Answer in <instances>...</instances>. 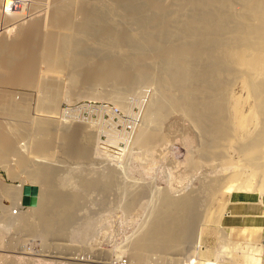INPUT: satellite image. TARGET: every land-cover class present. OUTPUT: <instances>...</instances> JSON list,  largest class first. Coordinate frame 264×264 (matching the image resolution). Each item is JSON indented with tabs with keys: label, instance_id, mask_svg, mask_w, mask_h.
<instances>
[{
	"label": "rangeland",
	"instance_id": "rangeland-1",
	"mask_svg": "<svg viewBox=\"0 0 264 264\" xmlns=\"http://www.w3.org/2000/svg\"><path fill=\"white\" fill-rule=\"evenodd\" d=\"M17 1H20L19 3H22L23 5H25L24 13H23V11L19 10L21 13L20 14L19 11L17 12L16 9L14 10L12 8L14 10L13 12H15L18 16H15V17L9 16L8 18L6 17L5 20H6V22H8V24L9 23L10 24L15 23L16 25L15 24H13V25L9 24V26H11V27L6 28L5 31H4V29H1L3 27L2 25H4L3 22L5 20L4 19L1 20V18H0V29H1L0 30V39L8 41V43L9 42L13 43L17 40H20L19 41V43H20L21 41H23L25 39L24 37L26 36L27 32L32 33L30 31H33L34 33L37 34V38H35L36 50L39 49V51H42L41 48L43 47V49L45 51V49H46L45 47L47 46L45 44H47L46 39H47L48 33L50 35L53 30H50L49 26H51V24L48 23L49 21H46L48 19L42 20L43 22H45V23H42V24H44L45 28L43 26L40 27L41 22H39L38 19H40L39 17L45 18V17H47L46 15L50 14L49 13L51 11L50 0H45V1L44 0H36V1L35 0H17ZM76 1L80 2L81 0H75V6H73V7H77L79 4V2H78V4L76 5V3H77ZM107 1L110 2L111 0H107ZM159 1H162L161 3L163 5L164 4L165 5H171V3H175V2H179V1H183V0H179V1L178 0H158V4L160 5L161 3H159ZM217 1L218 0H216V2ZM226 1L228 2V0H225V2ZM238 1H241V2H239L240 4H238ZM244 1L243 0H237L235 2H237V4L242 7L244 5ZM253 1L254 0H252V2ZM216 2L213 1L214 4L212 5L211 4L212 1L210 0V4H209L211 6H214L212 9L210 8L211 10L214 9L213 10L214 12H216L217 10L219 11V9H220V8H218V6H216V8H215ZM229 2L233 3L232 0L231 1L229 0ZM260 2H261V0H260ZM260 2H258L259 5H260ZM263 2H264V0H263ZM258 3L256 6H258ZM175 4L177 5V3H175ZM178 4H180V3H178ZM182 4H183V2L181 3V5L179 7H181ZM235 4L236 3H234L233 4L234 6H232L233 8H231V11H230L231 13L229 12L228 9L227 10L229 13L227 12V10H225L229 14V15L226 14L229 17L228 18L229 20H227L226 22L229 21V23H233L231 17H234L233 18V20H234L237 17V15H242V13L239 14V11L243 12L242 8H240V6H237V4L235 6ZM253 5H252V7H253ZM30 6L32 7V9ZM38 6H40V8ZM246 6H247V2H246ZM246 6L244 5V7H246ZM256 6H254V7H256ZM263 6H261V8H259L260 7L259 6L256 9H258V10L260 9L259 11L262 12L261 9L263 8V10H264ZM165 7H167V6H165ZM237 7H239V8L237 9ZM34 8H36V9H34ZM176 8H177V6H176ZM208 8L209 7H207L206 9H208ZM234 8H236L237 10H239V9L240 10L237 12V10H235ZM249 8H251V5ZM40 9H42V10L44 9V10L41 12ZM188 9H189L188 11H191L190 8H188ZM248 9L246 10V12L248 11L246 15L250 16V14H248V13L251 12L253 9L252 8H251L252 10L251 9L248 10ZM76 10H78V9L74 8V11L72 10V12H75ZM183 10H186V7L184 9H182V12H181L182 14L179 13L180 16L177 14V16L181 17L180 22L182 19H184L182 16L186 13L184 11L185 13L183 14ZM208 10H207V13L209 12ZM232 10H234V13ZM243 10L245 11L244 8H243ZM255 10L252 11V13H255V16L258 14L260 15V14L264 13V12L258 13L259 12L258 11L256 14ZM37 11H40L41 13L38 12L39 13L38 14V13H36ZM220 11H221V9H220ZM235 11L237 12V15H235ZM76 12H75V14H76ZM78 12H79V10H78ZM171 12H173V11H171ZM171 12H170V14H172ZM222 12L223 11H221V13ZM79 13H81V12H79ZM125 13H127V15H128L129 12L125 11ZM190 13H188L187 16H189ZM130 14H131V12H130ZM133 14H136V13L134 12ZM230 14H232L233 16ZM243 14H245V12H243ZM78 15L79 14L77 13V17H78ZM125 15H123L125 18L124 21H126L127 19L128 20L126 22L120 21L119 24L117 22V25H116V26H118L117 29H119V28L125 29V27L127 26L126 28H128V29L130 28L131 31H134V32H132L134 34L135 33L136 34L141 33L142 31H144L143 28L146 27V26H144L146 24L145 18H144L145 22H143V17L142 18L139 16L135 17V18H138V20L141 19L140 21L143 22V24L145 23L143 25L140 22V25H139L138 20H137L138 23H135V22L133 23V21H136V19L132 18L135 20H131V19H129V18H131L130 15H129V18H127L128 16H125ZM172 15L174 16L175 14H172ZM168 16H170V15H168ZM260 16H259L260 18L264 17L262 15H260ZM80 17L81 16L79 15L78 18H80ZM120 17L121 16H118L117 19L118 20L121 19ZM184 17H186V15H184ZM211 17H212V15H211ZM242 17H244V16L242 15ZM246 17L248 20L249 19L248 16H246ZM252 17H251L250 21L252 20ZM47 18H49V15ZM188 18L190 19V16ZM253 18H256V17H253ZM19 19L20 20L22 19L23 21L22 20L20 21ZM129 20L132 21L131 23H133V24L128 23ZM255 20L251 21V22H255ZM38 22H39V24H38ZM182 22H184V20ZM6 24L7 23H5V25ZM45 24H46V26H45ZM129 24H130V26H129ZM228 25L230 26V24H228ZM228 25L227 26L225 25V26L227 29L226 31L229 32V30L232 27L231 26L229 27ZM232 25H234V23ZM21 27H22V29H21ZM227 27H229V28H227ZM53 28L54 27L52 26L51 29H53ZM173 28L176 29V27H172V29ZM139 29H141V30L143 29V30L141 32H138V31H140ZM178 29L179 28H177V30ZM180 29H181V27H180ZM177 30H176V32H178ZM181 30L178 32L177 37L178 36L180 37L183 34L186 35L184 30H183V34L180 35V33L182 32ZM118 31H122V30H118ZM231 31H232V29H231ZM3 32H5V33H3ZM228 32H226V34ZM38 33H39V35H38ZM72 33H74V32H72ZM36 34H35V37H36ZM65 34L70 35L71 32L70 33L67 32ZM230 34L232 36V33H230ZM230 34H227V35H230ZM22 35H23V37H22ZM227 35L225 36L226 38H228ZM19 36H21V38H19ZM231 36H229V37H231ZM78 37L76 34L75 38H78ZM84 37L82 36V39L85 40L87 38V41L90 40L91 42L88 41L89 44L93 43L92 45H94V48H96V49H94L92 47V45H87V46H89V48L87 49V52H86V50H84L85 52L84 51L82 52L83 54L85 53L84 55L82 54L84 56V57H82V59H80L81 58L80 56H82L81 51L76 52L78 55L80 53L79 56L78 55L75 56V54H73V53H75V51L72 53L73 55L70 53L72 51H69V53L66 52L65 55L69 54L68 57L66 56L67 60H69V61L66 62L65 58H64V60H65V63L69 62V64L67 65L68 68L66 67L65 63L61 64V62H60V63H58L59 67L64 66V68L58 69V66H57L58 64H56L57 67H55V64H53V66H54V70H53V67L50 66L52 63L51 64L49 63L50 65H47V61L42 60V59L41 60L43 62L39 61L40 60V56H39L40 52L38 53V50H37V51H35L37 53L35 54V52H34L33 56L35 59H37L38 62L36 60H34L36 71H32L33 72V80H31L30 83L24 84V85H20L18 83H15L16 84L15 85L13 83L14 84L13 85L12 83L9 82L10 78L15 76V75L16 76L20 75L23 77V74L24 75L26 74L27 71L23 72V71H20V69L18 68L19 63H18V66H16V64L12 66V69L14 68L13 70L18 72V74L15 71L12 72V69H7L9 71L5 70L7 72L4 71L5 77L8 78L9 80L6 81L5 83L0 82V97L3 98L1 101H3L5 98H7V99H5L6 101L4 100L5 102L3 101L4 103L3 102H1V103L7 104V106H8V104L10 105V103H11V105H10L11 107H12V105L14 107V104L21 105L22 103H24L23 106L25 107V105H26L25 108L28 109V110L24 109V107L21 105V107H23V109L26 110V112L28 111L27 112L28 114H26V116H28L27 119H26V116L24 117L27 121L23 118L24 119L23 121H25L28 124L27 125L25 123L28 126V128L26 126L28 131L27 132L25 131V134L24 133L20 134V137L17 138L18 140H16L17 144H15V145L18 147H21V150L23 149L26 152V155H27L29 162L27 163V165H25V166H27L26 168L28 170L25 169V166L19 164L21 167L20 168L21 171H20L19 165L17 164L19 162L17 161V163H16L15 160H17V157L14 155V153H13V155H12V153H10L11 155L10 154L6 155L5 157H3L4 159L0 160V191H1L0 192V264H136V263H139V264H244V258H243L244 255L243 254H245V253L247 254L248 252H250L252 245L260 247V251L255 253V258H259L258 259L259 264H264V192H260V191L258 192L257 191L258 184H260V183L264 184V178H263L264 177V169H263L264 168V165H263L264 164V159H263L264 158V145H262L263 146L262 147L263 150H262L260 145L263 143L259 144L260 148L258 147L259 148L258 150L260 152H258V151L257 152L262 154V152H261V150H262L263 155L259 154L258 155L259 157L256 155L257 158L255 157V159L257 160L260 168H258V170L256 169L255 171H254L255 166L253 165V163L255 162V159L253 158L254 159V161L252 160L253 162H251V160L250 161L248 160L249 162H247L246 157H244L245 155L242 154V152L244 153V150L242 151L241 150L242 148L240 147V146L243 147V145H244L242 142L243 140H244V142L245 141L248 142L247 139L245 140V138H247V137L252 138V135L255 136L254 138H256V137H258V133H260V131H261V133L264 134V130H263L264 128H262V127H264V116H263L264 115V113H263L264 107H262L264 104L263 103L264 102V100H263L264 95H262L263 92L261 94H259L261 97H263L262 98L263 101L259 102L257 100H260L261 98L259 96L255 97L256 95H258V93L255 92L256 95H254L256 100L253 97V94H250L252 91L251 89H253V88L249 87L250 82H252V81L249 82L248 78L251 79L253 77V74L251 77L245 78V76H247V74L249 72H246V74H245L244 72L246 70L243 71V70H241V68H238V67H237V69L240 71V73H242L243 77L241 74H238L239 73L238 71L233 72L234 69H231V68L237 66L235 63V66H232L231 68L228 67V69H230L231 72H229L230 70H225L229 73V75H231L230 73H233L232 74L233 76H231L232 79L230 78V76L229 77L227 76L228 73L226 72L225 76H226V78L228 77L229 79L225 80L226 78L225 79L222 78V77H225L223 75V73L225 74V71L222 72L221 67L219 68L218 71H220V72H217V75L219 76V73H222V74H220L221 77L219 76L221 80H219V78H217V79H218V84L220 81V84H219L220 86L219 85L218 86L221 90H219L217 87V91L215 90V93L221 92V95L224 97V98L222 97V100L224 99L223 101H225V102L223 104L222 103L221 104L224 106V107L223 106L222 107L224 108L223 111H225V112H222V113L227 114L226 121L229 120V122L227 121V123H229V124L231 123L232 125L230 124V126L231 127L233 126V127L230 129V127H228V125H226V127H228V129H230V131H229L230 133H227V131H226L227 136L231 134V137L228 136L229 138H227V139L224 138L225 141L223 139V142H222V138L220 141V139H219L220 136L216 135L218 133L217 132L218 130L215 131V132H217V133H215V136L218 138V140L221 143H223V144H221L218 141V144L220 146L217 144L218 147H216L217 145L215 146V143H217V142L214 143L213 141L215 138L211 137V136H213V133H214L213 130H216L215 129L216 126H215V128H214V126H212L213 127V129H211L212 132L208 128V130L212 134L207 133L206 127L204 129L205 131H203L204 127L201 128L200 125L202 123H204V125L202 124L203 126H207V127L211 126L210 125L211 119L210 120L204 119L205 121L209 120L208 122H206L209 126L207 124L205 125V122L202 120H201V124H199V122H195L196 120L194 119V117H192V115H189L188 113H186L185 105L182 104L183 102L180 101L181 97L178 96L180 91L175 89L176 87H174L173 89L170 88L172 91L169 89H166V90H168L166 94H165L166 90L160 91V88H159V92L164 93L166 97H167V94H169V97L172 94L173 99H172V96L170 99L174 103L170 107H167V109L163 113V116L160 117V119H162V121L160 120L161 122L157 119L160 124H158V122H157L158 126H156L157 125L156 122L151 123L145 117L146 116L145 113H147L148 107L150 108L151 105L156 100H158V98L155 101L153 99V98H155L156 95H157L156 97H158V95H159V94H157V93H159V92H157L158 89L156 88L157 91L155 90L153 83L143 81V83L140 82V84H135V86L133 85L130 89H126L127 87L124 88V86H126V85H122L121 83H123V82L121 80H118L119 77L117 78V76H114L115 78H113V76H111L110 77L111 80L108 77L107 78L108 83H106V81L104 80L105 79L104 77H103V81H102L101 79L97 78L95 76V74H93L94 76H91L92 72L94 71V70H92V69H94L93 68L94 66H92V65L97 66L99 64V66H100V63L101 62L104 63V61H105L104 64L106 65V62L111 60V56L116 57V55L117 56H122V55L123 56H125V55L130 56L133 52V54L131 55L133 57L139 53V50H140V52L141 51L145 52L146 48L144 50H141L133 44H129V45L127 44L128 45V47H127L126 43H125V46L123 43H118V45L117 44L112 45V44L101 42V40L99 41L98 39L95 40V42H94V40H93L94 38L93 39L91 38L93 41L91 39H88L92 36H89V37L86 36L85 38ZM183 37H184V35H183ZM22 38H24V39H22ZM48 38H49V36H48ZM80 38H78V39H80ZM160 38L161 37L158 36V39H160ZM183 39L188 40L187 35H186V38L184 37ZM161 40H158V41H161ZM176 40L181 41L180 38H176ZM185 41L186 40H183L182 43H184ZM84 42H86V40ZM88 42H86V43L88 44ZM163 43H164V41H163ZM178 44H176V45H178ZM225 44H224V46H226ZM262 44L264 46V40H263V42L261 41L260 45H262ZM122 45L124 46L125 50H127L131 53L125 51L123 49ZM234 45L235 44H233V47H234ZM90 46L95 50V52H92L94 50H92V48L90 49ZM98 46H99V48H98ZM132 46H134V47H132ZM263 46L257 47V48H259L258 50L260 52L262 51V50H260V48L263 49L264 48ZM226 47L227 48L229 47L228 44ZM233 47L231 46V48L229 49L230 53L235 51V49ZM236 47L237 46H235V48ZM253 47L255 48L256 46H253ZM89 49H90V53L92 52L95 56L93 54L90 55V53L88 52ZM231 49H232V52H231ZM154 50L155 49H152V48L148 49L147 48V50L145 52L146 55L144 54V56L148 57L147 55H149L150 58L149 57L148 58L151 61L145 57H144L145 58L144 60L148 59L150 62H153L155 58H158V56L155 54L157 52H155ZM258 50L256 52L260 53V52H258ZM247 51H248V53H250L253 50H252V48H251V50H248V48H247ZM120 52H121V54H119ZM86 53H88V54H86ZM171 53H174V51L170 52V55L172 56ZM263 53L264 52H262V54ZM70 54H71V57L73 56V58L75 57V59H76V57H78L80 60L76 59L78 61H75V59H74V62H75L74 63L72 60L73 58L72 59L70 58ZM110 54H112V55L110 56ZM35 55L37 57H35ZM65 55H64V57H65ZM170 55H167V56H170ZM85 56H87L86 58H88V59H85ZM101 56H102V58H100ZM108 56H110V57H108ZM155 56H157V57H155ZM162 57L163 56L158 58V60H160V58L162 60H161V62L158 61L157 64H159V63L164 64L163 61H165V59L163 60ZM231 57H232V55H231ZM83 58L85 61H83ZM228 58H229V54H228ZM86 60H88V61H86ZM144 60H143V62H146L149 65L150 62L148 63L147 61H144ZM231 60H232V58H231ZM231 60H229V61L231 62ZM44 61H45V63H44ZM53 61H54V59H53ZM227 61H228V59H227ZM70 62L71 63L73 62V65H71ZM79 62H81V65L84 63L85 64L81 66L80 64H78ZM98 62H100V63H98ZM110 62H107V63L109 64ZM143 62H141L142 65H143ZM76 63L78 65L77 67H79V68L76 67L77 69L74 68ZM104 64L103 65L101 64V66H104ZM190 64H193V63L191 62ZM228 64L234 65V63H232V62L228 63ZM148 65L145 64V66H144L145 70H149V69H151V67L154 69V66H156L153 63H152V66L150 63L151 67ZM195 65H197V64L195 63ZM91 66H92V68H91ZM146 66H148L150 68L147 69ZM206 66L207 65H205V67ZM80 67H82L83 69ZM226 68L227 67H225V69ZM16 69L17 70L19 69V70L17 71ZM79 69H82V71ZM86 69H87V72H86ZM237 69L235 68V70H237ZM223 70H224V68H223ZM84 71H85V73H84ZM89 72H91V74H89ZM165 72H166V74H165ZM170 72H171V68L168 69L167 71H164V73H163L164 74L163 79H164V82H166V83H168V78H169ZM11 73H13V75ZM250 75H251V72L249 73V76ZM237 76H238V78H237ZM255 76L256 75H254V78H255ZM70 77L75 78L76 81L73 82ZM87 77H89V78H87ZM239 77H241V78H239ZM92 78L94 80L96 79V82H94V80ZM254 78H252V80ZM75 79H73V80H75ZM89 79L90 80L92 79L93 81L92 80L90 81ZM222 79L225 81H222ZM245 79H247V80H245ZM257 79H258V77H257ZM99 81L103 82V83L100 82L102 85L99 83ZM111 81H112V83H111ZM92 82H94V83H92ZM253 82H254V80H253ZM105 83H106V85H104ZM221 83L224 85H222ZM252 83H251V85H252ZM17 84H18V86H17ZM246 84H248V85L246 86ZM45 85L46 86L50 85V86H47L48 87L47 88ZM189 85H190V83H189ZM44 86L47 89L44 88ZM195 86L197 87V85H195ZM91 87H93V88H91ZM95 87H98V89H96ZM111 87H114L112 95H111V93H112ZM190 87H192V84ZM247 87H249L248 90H247ZM49 88H51V90ZM188 88L189 87H187V89ZM194 88L192 87L191 90L193 91ZM222 88H224V89H222ZM43 89L45 91H43ZM92 89L93 90L95 89V90L93 91ZM106 89H108L107 91L110 90L111 92L107 93ZM56 90H57V92H56ZM117 90H118V92H117ZM189 90H190V88H189ZM168 92H171V93H168ZM50 93H51L50 96H55V97L58 96L57 101H59V103H57V101H56L55 104L57 103L58 105L56 104L57 107L54 106V108L55 107L57 108L56 110L53 109V107L50 108V106L45 104L44 100L46 99V101H47V99L50 96L49 97L47 96L48 98H45V97H46V95H49ZM57 93H60V94H57ZM218 93H216L217 97H219V96L221 97V95L220 94L218 95ZM120 94H121V96H120ZM114 95H115V98L112 97ZM42 96L44 97V100H43ZM206 96L208 98L207 94H205V98H206ZM10 97H11V99L12 98L13 99L9 100ZM116 97L117 98L119 97V100L116 99ZM202 97H203V95H202ZM122 98H124V101ZM40 99H42V101ZM152 99H153V103L151 102ZM8 101H10V102H8ZM6 102H8V103H6ZM12 102H15V103H12ZM39 102H41V103L43 102L47 106H44L43 104H41ZM259 103H263V104H261V107H260ZM227 105H228V107H225ZM253 105H254V107H252ZM176 106H178V107H176ZM256 106H257V108H258V106L261 109L263 108V110H261L260 108H258L259 110H257ZM44 107H45V109H44ZM173 107L176 109L174 110ZM194 107H196V106L194 105ZM235 107L239 112L236 111ZM248 107H249V109H248ZM178 108H180L179 109L180 111L179 110L177 111ZM225 108H227L228 110ZM46 109H48V110H46ZM168 109H169V111H168L169 113L167 112ZM51 110H52V112H51ZM226 110H227V113H226ZM55 111H57V112H55ZM170 111H171V113H170ZM235 111L238 113L235 114L236 113ZM261 111L263 113L262 115L257 114V113H261ZM255 112L257 115L255 114ZM0 113H2L1 110H0ZM3 113H5V112H3ZM3 113L0 114V119L2 118L1 119L2 122L7 123L6 121H8L10 117L6 113H5V115H6V117H5V115ZM241 114H242V116H241ZM58 115H60V116H58ZM258 115H261L262 117L261 116L258 117ZM164 116H166V117H164ZM176 116H178V117L176 118ZM221 116H222L221 122L223 121L226 123V121H224L225 118H223L225 115L224 116L221 115ZM228 116L231 118H229ZM242 118H243V121H245L244 118H246V122H247L246 125L247 126L245 125V122L243 123L245 125L246 129L244 127L242 129L238 125V123H239L238 119L242 120ZM252 118H254L255 120ZM11 119L14 120V118H11ZM17 119L15 118L14 121L17 122ZM39 119L48 120V122H50V123L53 120H54V122L56 121V123H54V126L56 128H54V126L52 125L53 127H51V129L52 128H54V129H52V131L50 129V132H51L50 138L52 139V142H54V143H51L52 145H50V147H49L50 148L49 152L45 151L41 154V156L39 155L40 153H37V151H35V148H34L36 141H38L39 138L41 139V137H42L40 135L41 132L38 134L37 130L34 128V127H37V122H39ZM4 120H6V121H4ZM13 120H11V121H13ZM168 120H169V122H168ZM211 121L213 123V120H211ZM150 123H151V125H150ZM154 124H156V125H154ZM235 124L239 126L238 132L235 131L237 129V126ZM66 126L68 127L67 131L70 130L69 133L65 132ZM84 126H85V129L87 128L86 129L87 131L89 130L88 134L90 135V139L92 140V142L95 141L97 143V144L94 142L92 143L93 144V147H92L93 154H95L96 156L92 154L93 155V157L91 156L92 160L84 159L85 163L80 162L81 160L83 161V158L82 159L80 158L81 156L79 157V156H77V154H75V156H74V154H73L74 152H76L75 150L77 149V144H78V142L76 140L77 138H75V137H77V136H75L76 132H78V129H80V127L82 128ZM149 127H152L153 129L149 128ZM198 127H200L201 129H199ZM145 128H146V130H148L147 131L148 133L147 132L146 133L150 137L149 138L148 136L147 137L143 136L144 138H149V140H150V141L148 140L149 142L146 140L148 142V143L145 142V146L147 145L146 147L135 144L136 143L135 139L137 140V138L142 135L141 132L145 133V131H146ZM234 128H235V130H234ZM260 128H262V129H260ZM142 129L144 130V132L141 131ZM150 129L153 132L156 130L158 132L157 135L155 132L154 133L151 132V134L153 133V135H151L149 132ZM228 129L225 128V130H228ZM232 129L235 131V133H238V135L236 134L237 137L235 135H232V134H234L231 131ZM33 130L36 131V133L33 132ZM98 131L100 134L98 133ZM159 132L161 133V135H163L162 138H160L161 135H159ZM32 133H34V134H32ZM54 133H56V135ZM224 133H225V131H224ZM64 134H66V135H64ZM138 134H139V136H138ZM147 134H145V135H147ZM154 134L158 137V139L160 138L161 141H160V139L159 140L157 139L155 141L152 140L151 137L154 138L155 137ZM206 134L210 137H207ZM263 134H262V136H261V134H259V136H261L260 140L262 138V140L260 142H264ZM39 135H40V137H39ZM233 136L236 137V140H234ZM243 137H244V139H243ZM140 138H138V139H140ZM210 138L213 139L212 142L209 141ZM239 138L241 139L242 143L239 141ZM96 139H97V141H96ZM248 139H250V138H248ZM216 140L217 139H215V141ZM251 140L252 139H250L249 141H251ZM156 141H157V143H156ZM163 141L165 144H163ZM237 141H239V142H237ZM159 142H161V143H159ZM158 143H159V145H158ZM208 143L210 144L209 147L211 146L210 148H213V149L217 148V149L212 150V149H209L208 146L204 145V144L208 145ZM213 143H214L215 147L213 146ZM53 144H54V146H53ZM237 144H238V147L241 149L236 147ZM69 145H71V147ZM68 147H70V148H68ZM142 148H143V150H142ZM225 148H226V150H225ZM121 149H122V151H120ZM208 149L210 151H208ZM213 152H214V154H213ZM238 153H239V156H238ZM204 156H205V158H204ZM74 157L75 158L79 157V158L75 159ZM189 157H191V158H189ZM5 158L8 161H6ZM240 158H241V160H240ZM42 159H44V160H42ZM190 159H191V161H190ZM77 160H79V161H77ZM229 160H230V162H229ZM231 160H232V162H231ZM95 161H96V163H95ZM187 161H188V163H187ZM192 161H194V162L192 163ZM197 161H198V163H196ZM73 162H75V163H73ZM257 162H255V164ZM38 163L42 164V166L44 168H42V166H40L41 167V170H40ZM46 164L49 166L52 165V167H53L52 171H53V169L56 171H57V169H60V170H62V173H64V172L66 173L67 171H70V172L76 171L77 172V169L81 170V168H83L84 172H86L87 174H89L92 171H94L95 173L97 172L98 173L97 175L94 174L95 177H97L100 174L99 172L106 171V170H108V171L110 170L111 172H115L114 174H116V173L118 175L121 174V176L119 175V177H116L118 175L117 174L115 175L116 181L114 179L115 183H114L112 189L110 190L111 192L109 191L106 195L103 196V201L105 204L100 201V198H101L100 196L102 194L100 193L98 188H95V192H94L95 195L90 196V195H92V194H90L89 196H87V198L90 197L91 199L89 198V201H88V199L86 198L87 201H85L83 203L84 205H86V207L83 204H82L83 206L81 205L82 207L81 206L79 207V209H83V210L77 211L78 212L77 215H79V216H76V219L72 220V222L74 221L73 223H71L72 226L70 225V223L68 225H66V227L69 225L70 226L67 228L65 227L66 231L63 230L64 234H62L63 233L62 232V233L57 234V236L49 235L50 237L43 236V238H42V234L40 235L39 233H37V230H39L38 229L39 228V223H38L39 220L37 217H34V218L37 219V220L35 219V221L38 224H35L36 222L33 221V219L31 220L32 225L34 224V225L38 226V228H36V232H34L35 230H33L34 234L31 233L32 230H29L30 232H28V230H26L27 232H25L23 230L24 231L23 232L20 227H19L20 229L17 228V226H19V224L17 225V222L18 223L20 222V221H17L18 216L20 214V212H19L20 209L17 208L18 206L17 207L14 206V202H13L12 198H10L9 196L7 197V194L3 193V189L5 192L8 190V188L17 187V186L21 185L22 181H23V183L25 182L26 184H28L30 181L29 180V178H30L29 172H31V170H33L35 168H39L38 170H40V172L44 169H45L44 171H46L47 169H49L48 167L44 166ZM80 164L83 166L81 167ZM192 164H195V165L193 166ZM101 165H103V166H101ZM75 166H76V168H75ZM92 166L93 167L95 166V168H93ZM22 167H24L23 170H22ZM91 167H92V169H91ZM109 167H110V169H109ZM261 167H263V168H261ZM55 168H57V169H55ZM66 169H68V170H66ZM70 169H72V170H70ZM83 169L81 171H83ZM26 170L29 174L28 176H27V172H25ZM38 170L35 169L34 172L38 171ZM50 171L51 170H49V172ZM238 171L241 172L242 176L238 177L239 179L238 178L234 179L236 176H240V175H237L239 173H236ZM118 172H120V173H118ZM234 172L236 175L233 174ZM54 173H55V171H54ZM56 173L58 174V172H56ZM229 173H232V174L229 175ZM251 173H254L255 175L251 174ZM57 174L55 175V177L57 176ZM233 175L235 177L231 178V176H233ZM55 177H53V179L51 178L53 180V181L52 180L51 181L54 182L52 186L57 187V184H58V188L60 190H61V188H63V189L68 188V187H66V185L63 182L60 183L61 181L65 182L64 176H63L64 180H63L61 175H59V177L58 176L56 177V179L61 178V179H59V181L57 180L58 183H56V180H54ZM247 179H248V181L249 180L252 181L251 183H252V185H254V186H252V189L250 191H241L240 193H239V191H236L235 189H238L241 186L240 183H242L244 180H247ZM230 180H232V181H230ZM125 181H127L128 183ZM238 181L239 182L241 181V182L239 183ZM65 183H67V182H65ZM116 183H117V185H116ZM118 183H120L119 186H118ZM121 183H123V184H121ZM59 185L60 186L63 185V186H61V188H60ZM117 186H118L119 192L117 191L118 190ZM123 186H125V187H123ZM211 186H212V188H211ZM230 186H232L231 190H230V188H228ZM254 188H255V190H254ZM166 190H168L169 194L173 195L172 199H174L176 197L177 198L183 197L186 194H187V196L189 195L190 197L192 195L193 199L196 197L194 199V203L196 202V204L195 205L193 204V209H195L194 214H196V216L192 215V216H195L194 217L195 219L192 218V224H191L192 227L190 228L191 230H189L191 233L188 232L187 235H189V236L185 237L184 240L187 239L185 242H183L184 240L181 241V243H180V241H178L179 243H177V245H175V246H178L179 244L180 245L183 244L181 246L179 245L181 248L179 246H178L179 248L176 247L178 250H176V248L174 246L173 247L175 248V250L173 249V247L171 248L172 250L164 249V247H166L167 244L164 246H160L161 249H158L159 246H157L158 248L156 246H155L156 248L150 247L151 249L149 248V250H148L149 252L146 249L145 250L146 252L143 253L144 249L142 250L140 258L142 256V254L143 255L145 254L143 256L144 258H141L139 260V262H138V259H136L137 261L136 260L133 261L135 258L132 260V258H133V255H132L133 252L132 251H133L137 236H139V234H141L143 232V230H145V229H143V227L147 228V226H148L147 224H149L151 219H154V217L152 215H156L158 211L160 212L163 209V207L162 208L160 207V205H161L160 203L163 201L162 200L163 199L162 198L163 197L162 192H164L163 195L166 196V193H167ZM122 192H124V193H122ZM157 192H158V194H157ZM98 193H100V195ZM117 194H119V195H117ZM159 194H160V196H159ZM134 195H136V196H134ZM157 195H158V198H157ZM171 195L167 194V197H171ZM118 198H120V199L118 200ZM155 198H157L156 201H155ZM160 198H162V199H160ZM68 199H69V197H68ZM92 199H95L96 201L92 200ZM160 200H162V201L160 202ZM90 201H91V204H89ZM93 201H94V203H93ZM98 201H100L102 203V206L103 205L104 206L103 207L100 206V202H98ZM153 202L156 205L153 204ZM21 203H22V200H21ZM149 203H151V204H149ZM93 204H95V205H93ZM22 205H23V203H22ZM23 206H25V205H23ZM92 206L93 207L95 206V207L91 208ZM161 206H163V203ZM11 207L12 208L14 207L13 210H16L17 214L12 213L13 211L10 210ZM158 207H159V209H158ZM84 208L87 211H85ZM155 208H156V210H155ZM160 208H161V210H160ZM149 212H150V214H149ZM81 213H83V214H81ZM11 215L16 217V218H14L16 221V222H14L16 224V226L14 223H13V225H10V223H9V221L12 217ZM149 216H151V219ZM142 217H143V219H142ZM14 219L12 217L13 221H14ZM18 220H20V219H18ZM143 221H144V223H143ZM33 226H32V228H33ZM35 227L36 226H34V229H35ZM19 231H22V232L19 233ZM65 233H66V235H65ZM25 234H28V235H25ZM63 236H65V237H63ZM22 237H24V238H22ZM44 237H46V238H44ZM8 242L10 245L8 244ZM237 242H239V247H240V248L238 247L239 249L236 248V245H235V243H237ZM9 247H12V248L9 249ZM169 247L167 246V248H169ZM182 248H184V249L182 250ZM236 249L238 251H236ZM225 251H227V252H225ZM19 257H20V259H19Z\"/></svg>",
	"mask_w": 264,
	"mask_h": 264
},
{
	"label": "bare ground",
	"instance_id": "bare-ground-1",
	"mask_svg": "<svg viewBox=\"0 0 264 264\" xmlns=\"http://www.w3.org/2000/svg\"><path fill=\"white\" fill-rule=\"evenodd\" d=\"M36 1V0H35ZM45 1V0H44ZM179 1V0H178ZM212 1V5L214 4L213 3V1H215L216 2V0H211ZM231 1V0H230ZM233 1V3L232 2H229V0H228V2L226 1L225 2V0L223 1V0H218L216 3H215V8H216V6H218V8H220L221 9V11H225V10H229V12L231 11V8H233L232 6H234L233 4L234 3H236L237 4V2H235V1H237V0H232ZM244 1V0H243ZM257 1V0H256ZM255 0L252 2V0H245L244 1V5L246 6V2H247V6L246 7H244V5L241 7L240 5H238V4H240L239 2H241V1H238V4H237V6H240V8H242V11L243 12H245V14H243V12H240L239 10H237L239 7H237V9L236 8H234L235 10H237V12L239 11V14L240 13H242V15L244 16V17H242V15H237V12L235 11V15H237V17L233 20V18L234 17H231V19H232V21H233V23H234V25H232L233 23H229V21L228 22H226L227 20H229L228 18V10H227V12L224 14L223 12V14L221 13V11H220V9H219V11L217 10L216 12H214L213 10H211L214 6H211V5H209L210 4V0H183V1H179V2H175V3H177V5L175 4V3H171V5H163L161 2L162 1H159V3H161L160 5L158 4V0H111L110 2L109 1H107V0H81L80 2L79 1H76L77 3H76V5L78 4V2H79V4H78V6L77 7H73V6H75V0H50V9H51V11L49 12L50 14H48L49 15V18H47L48 17V15H46L47 17H45V18H42V17H39L40 19H38L39 20V22H41L40 24H41V26L40 27H44V24H42V23H45V22H43L42 20L43 19H48V20H46V21H49L48 23L49 24H51V26H49L50 27V30H53L52 32H51V34L49 35V33H48V36H49V38H48V36H47V39H46V42H47V44H45V45H47L45 48V51H44V49H43V47L41 48V50L42 51H39V49H37L38 50V53L40 52V54H39V56H40V60L39 61H41V62H43L42 60H45V61H47V65H50L51 63V67H53V70H54V66H53V64H55V67H57L58 66V69L60 68V69H63L64 68V66L63 67H59V64L58 63H60L61 62V64H63V63H65V60H66V62L67 61H69V60H67V57L69 56V54H67V55H65V53L66 52H68L69 53V51H72V52H70L71 54L75 51V53H73V54H75V56H77L78 54L76 53V52H80L81 51V55L83 54L82 52L84 51V50H86V52H87V49L89 48V46H87V45H92L93 43H90L89 44V42L88 41H90V40H88L87 41V38L85 39L86 40V42H88V44L86 43V42H84L85 40L84 39H82V36L84 37H89V36H92V37H90V38H88V39H93L94 40V42H95V40H101V42H104V43H108V44H112V45H118V43H123L124 44V46H125V43H126V45L128 44H133V45H135V46H137L139 49H141V50H144L145 48V52H146V50H147V48L149 49H155L154 51L155 52H157V53H155L157 56H158V58L159 57H161V56H163L162 58H163V60L165 59V61H163V63L164 64H157V62L159 61V62H161V58H160V60H158V58H155L154 59V61L153 62H150L151 60L149 59L150 58V56L149 55H147L148 57H145L144 56V54H145V52H140V50H139V53L138 54H136V56H131L132 54H133V52H132V54L130 55V56H128V55H125V56H117L116 55V57L115 56H111L112 54H110V56H111V60H109V61H107V62H110L109 64L106 62V65L104 64L105 63V61H104V63H100V62H98V63H100V66H99V64L96 66V65H92V66H94L93 68L94 69H92V70H94L93 72H92V74H91V72H89V74H91V76H94L93 74H95V76L97 77V78H99V79H101L102 81H103V77L105 78L104 80L106 81V83H108V77H109V79H110V77L111 76H113V78H115L114 76H117V78L119 77V79L118 80H121L123 83H121L122 85H126V86H124V88H126V89H130L133 85L135 86V84H140V82L141 83H143V81L144 82H150V83H153V86H154V88H155V90L157 91V89H158V91L157 92H159V88H160V91H165L166 89H169V90H171L170 88H174V87H176L175 89H177L178 91H180V93L178 94V96H180L181 97V100L180 101H182L181 103L182 104H184L185 105V108H186V113H188L189 115H192V117H194V119L196 120L195 122H199V124H201V120L202 121H204L205 122V125L207 124L206 122H208L210 119L211 120H213V123H212V121L210 120V125L211 126H209L208 124V126L209 127H207V126H203L204 125V123H202L201 125H200V127L201 128H203V131H205L204 129H205V127H206V130H207V133H210V134H212L211 132H212V130L211 129H213V127L212 126H214V128H215V126H216V130H213V136H211V137H213V138H215V139H217L216 141H215V139H214V143L215 142H217V143H215V146L218 144V138L215 136V133H217L216 135H218V136H220L219 137V139H220V141H221V138H222V142H223V139L225 138V139H227V138H229V137H231V134L230 135H228L227 136V133H230L229 131H230V129L233 127H231L230 126V124L229 123H227V121L229 122V120H227L226 121V118H227V114H224V113H222V112H225V111H223V103L225 102V101H223L222 100V95H221V92H216V93H218V95L220 94L221 95V97L219 98V97H217V94L215 93V90L217 91V87H218V89L219 90H221L220 88H219V84H220V81H219V84H218V79L217 78H219V80H221L220 79V77H221V75L220 74H222V73H219V76L217 75V72H220V71H218L219 70V68L221 67V69H222V72L223 71H225V70H230V69H228V67L229 68H231L232 66H235V63H236V67H232L231 69H234V71L233 72H235V71H238L239 73L238 74H241L242 75V73H240V71L237 69V67L238 68H241V70H243V71H245L244 73L246 74V72H251V75L249 76V73L247 74V76H245V78L246 77H251L252 76V74H253V77L252 78H254V75H256L255 76V78L253 79L254 80V82H253V80H252V78L251 79H249L248 78V80H249V82L250 81H252V82H250V85H249V87H251V88H253V89H251L252 91H251V93L250 94H253V97H254V95H256V93H258V95H256L255 97H257V96H259L261 99L260 100H257V101H259V102H261V101H263L264 100V98L263 97H261L259 94H261L262 92V95H264V53L262 54V52H264V48L262 49V48H260V50H262L261 52L258 50L259 48H257V47H262L263 46V44L262 45H260V43H261V41L263 42V40H264V17L263 18H260L261 16L260 15H262V16H264V13H262V12H264V10H263V8L261 9V11L262 12H260L258 9H256L257 7H259V8H261V6H263L264 5V2H263V0H261V2H260V0H258L257 2H256ZM20 1H17V0H0V18H1V20L2 19H6V17L8 18L9 16H18L15 12H13L15 9L17 10V12L20 10V11H23V13H24V7H25V5H23L22 3H19ZM166 2V1H165ZM174 2V1H173ZM183 2V4H182V6L181 7H179L180 5H181V3ZM256 2V3H255ZM258 2H260V5H259V3ZM178 3H180V4H178ZM218 3V4H217ZM231 3V4H230ZM255 3V4H254ZM257 3H258V6H256L257 5ZM41 4V3H40ZM167 4V3H166ZM217 4V5H216ZM236 4H235V6H236ZM242 4V3H241ZM254 4V5H253ZM43 5V4H42ZM163 5V6H162ZM175 5V6H174ZM250 5H251V8L253 9H251V8H249L250 7ZM252 5H253V7H252ZM165 6H167V7H165ZM172 6V7H171ZM176 6H177V8H176ZM249 6V7H248ZM254 6H256V7H254ZM31 7V6H30ZM39 8H40V6H38ZM179 7V8H178ZM186 7V10L188 11L189 9L188 8H190V10L191 11H186V10H183V14L184 15H186V17H184V15L182 16L184 19H182L181 20V22H180V19H181V17H179L180 16V14H182L181 12H182V9H184ZM207 7H209L208 9H206ZM264 7V6H263ZM14 10H13V9ZM38 8V9H39ZM44 8V7H43ZM74 8H76V9H78L79 10V12H81V13H79L78 12V10H76L75 12H76V14H75V12H72V10L74 11ZM192 8V9H191ZM211 8V9H210ZM217 8V9H218ZM243 8L245 9V11L243 10ZM249 8V9H251L252 11H254L255 9V11H256V14H257V12L258 13H262V14H258V15H256L255 16V13H252V11L251 12H249L248 14H250V16L252 15L253 17H256V18H253L252 16V20L251 21H254L255 19V22H251L250 21V19H251V17L249 16V15H246L247 14V12H246V10ZM255 8V9H254ZM31 9H32V7H31ZM34 9H36V8H34ZM248 9V10H249ZM44 10V9H43ZM42 9H40V11L42 12L43 11ZM207 10L209 11L208 13H207ZM211 10V11H210ZM20 11H19V13H20ZM40 11H37L36 13H38V12H40ZM125 11H127V12H129L128 13V15H127V13H125ZM133 11V12H132ZM171 11H173V12H171ZM185 11V12H184ZM233 11V13H234V10H232ZM40 12V13H41ZM130 12H131V14H130ZM136 13V14H133V13ZM146 12V13H145ZM170 12L172 13V14H175L174 16L172 15V14H170ZM176 12V13H175ZM191 12V13H190ZM214 12V13H213ZM35 13V14H36ZM48 13V12H47ZM77 13L82 17H80V18H78L79 17V15H78V17H77ZM180 13V14H179ZM188 13H190V19L188 18L189 16H187V14ZM193 13V14H192ZM213 13V14H212ZM231 13V12H230ZM232 13V14H233ZM252 13V14H251ZM21 14V13H20ZM33 14V13H32ZM31 14V15H32ZM39 14V13H38ZM126 14V15H125ZM177 14L179 15V16H177ZM192 14V15H191ZM226 14H228V15H226ZM232 14H230V15H232ZM30 15V16H31ZM37 15V14H36ZM41 15V14H40ZM123 15H125V16H128L127 18H129V15L131 16V18H129V19H131V20H135L136 19V21L138 20V18H135V17H143V22H145L144 24H143V22H141L140 20H138L139 21V23H138V21L136 22V21H133V23L135 22V23H138L139 25H140V22L144 25V26H146L145 28H143L144 29V31H142L141 29H139L140 31H138V32H141V33H132V32H134V31H131L130 30V28L128 29V28H126L125 27V29L123 28H119V29H117V27L118 26H116L117 25V22H118V24L120 23V21H124V16ZM168 15H170V16H168ZM211 15H212V17H211ZM248 16V20L250 21H248L247 20V17L246 16ZM34 16V15H33ZM42 16V15H41ZM118 16H121L120 18L121 19H117V17ZM168 16V17H167ZM172 16V17H171ZM193 16V17H192ZM233 16V15H232ZM260 16V17H259ZM175 17V18H174ZM246 17V18H245ZM18 18V17H17ZM20 18V17H19ZM123 18V19H122ZM126 18V19H127ZM132 18H135V19H132ZM146 20H145V19ZM187 18V19H186ZM12 19V18H11ZM15 19V18H14ZM24 19V18H23ZM34 19V18H33ZM186 19V20H185ZM259 19V20H258ZM3 20V21H4ZM20 20V19H19ZM22 20V19H21ZM20 20V21H21ZM118 20V21H117ZM128 20V19H127ZM126 20V21H127ZM145 20V21H144ZM184 20V22H182ZM258 20V21H257ZM9 21V20H8ZM23 21V20H22ZM35 21V20H34ZM126 21H124V22H126ZM130 21V20H129ZM128 21V23H131L132 21H130L129 22ZM231 21V22H232ZM10 22V21H9ZM39 22H38V24H39ZM227 24H226V23ZM4 23V25H2L3 27L1 28V29H4V31L6 30V28H8V27H11V26H9V24H8V22H6V20L3 22ZM5 23H7L6 25H5ZM21 23V22H20ZM47 23V24H48ZM127 23V24H128ZM133 23H131V24H133ZM13 24H15V23H12V24H10V25H13ZM48 24V25H49ZM228 24H230V26L232 27L231 29H232V31H231V29L229 30V32L228 31H226L227 29H226V26L228 25ZM16 25V24H15ZM123 25V24H122ZM226 25V26H225ZM45 26H46V24H45ZM54 27L53 29H51V27ZM129 26H130V24H129ZM142 26V25H141ZM229 26V25H228ZM229 26V27H230ZM137 27V26H136ZM143 27V26H142ZM172 27H176V29H172ZM180 27H181V29H180ZM229 27H227V28H229ZM37 28V27H36ZM45 28V27H44ZM132 28V27H131ZM177 28H179L178 30H177ZM0 29V30H1ZM12 29V28H11ZM21 29H22V27H21ZM31 29V28H30ZM39 29V28H38ZM40 30V29H39ZM117 30V31H116ZM118 30H122V31H118ZM176 30L179 32L180 30L182 31L181 33H180V35L181 34H183V30L185 31V33H186V35H187V38H188V40L187 39H183L184 37L186 38V35L185 34H183L184 35V37H183V35L182 36H178L177 37V34H178V32H176ZM11 31V30H10ZM22 31V30H21ZM24 31V30H23ZM27 31V30H26ZM2 32V31H1ZM30 32H32V33H29V32H27V34H26V36L24 37V38H22V39H24L23 41H21L20 43H19V41L20 40H17V41H15V42H13V43H8V41H5V40H2V39H0V82H6V81H8L9 79L8 78H6L5 77V72H7V71H9V70H7V69H12V66L13 65H15L16 64V66H18V63H19V69H20V71H23V72H25V71H27L26 72V74L24 75L23 74V77L22 76H13V77H11L10 78V83H18V84H20V85H24V84H28V83H30L31 82V80H33V72L32 71H36L35 69V61L34 60H36L37 61V59H35L34 58V52L35 51H37L36 50V46H35V44H36V41H35V38H37V34L36 33H34L33 31H30ZM48 32V31H47ZM70 33L71 32V34L70 35H67V34H65V33ZM72 32H74V33H72ZM226 32H228L227 34H230V33H232V36H231V34L230 35H227L226 34ZM3 33H5V32H3ZM20 33V32H19ZM54 33V34H53ZM7 34V33H6ZM24 34V33H23ZM35 34H36V37H35ZM41 34V33H40ZM76 34H77V37L78 38H80V39H78V38H75V36H76ZM228 36V38H226L225 36L226 35ZM2 35V34H1ZM38 35H39V33H38ZM53 35V36H52ZM225 35V36H224ZM13 36V35H12ZM158 36H160L161 38L160 39H158ZM229 36H231V37H229ZM22 37H23V35H22ZM46 37V36H45ZM84 37V38H85ZM19 38H21V36H19ZM176 38H180L181 39V41L180 40H176ZM230 38V39H229ZM16 39V38H15ZM44 39V38H43ZM82 39V40H81ZM91 39V40H92ZM162 39V40H161ZM37 40V39H36ZM41 40V39H40ZM45 40V39H44ZM43 40V41H44ZM92 40V41H93ZM158 40H161V41H158ZM176 40V41H175ZM183 40H186L184 43H182V41ZM163 41H164V43H163ZM176 43H175V42ZM38 42V41H37ZM45 42V43H46ZM61 42V43H60ZM91 42V41H90ZM162 42V43H161ZM181 42V43H180ZM174 43V44H173ZM179 43V44H178ZM226 43V44H225ZM101 44V43H100ZM176 44H178V45H176ZM224 44L227 46V44H228V48L226 47V46H224ZM233 44H235L234 45V47H233ZM260 46H259V45ZM44 45V44H43ZM107 45V44H106ZM128 45H127V47H128ZM239 45V46H238ZM97 46V45H96ZM95 46V47H96ZM103 46V45H102ZM101 46V47H102ZM124 46L122 45V47H123V49H124ZM231 46L235 49V51H233L232 52V49H231V52L232 53H230L229 52V49L231 48ZM235 46H237L236 48H235ZM241 46V47H240ZM253 46H256L255 48L258 50V52H260V53H257L256 51V49L253 47ZM92 47L94 48V45H92ZM91 46H90V49L92 48ZM106 47V46H105ZM119 47V46H118ZM131 47V46H130ZM132 47H134V46H132ZM136 47V48H137ZM240 47V48H239ZM252 48V50L253 51H249L250 53H248V51H247V48H248V50H251V48ZM264 47V46H263ZM92 48V50H94V49H96V48H94L93 49ZM98 48H99V46H98ZM108 48V47H107ZM110 48V47H109ZM112 48V47H111ZM117 48V47H116ZM126 48V47H125ZM90 49L88 50V52L90 53ZM115 49V48H114ZM119 49V48H118ZM233 49V50H234ZM240 49V50H239ZM91 50V51H92ZM99 50V49H98ZM103 50V49H102ZM125 50V49H124ZM97 51V50H96ZM113 51V50H112ZM116 51V50H115ZM123 51V50H122ZM125 51H127V50H125ZM165 51V52H164ZM171 51H174V53H171L172 54V56L170 55V52ZM255 51V52H254ZM85 52V51H84ZM92 52H95V50L94 51H92ZM90 53V55H92L93 53ZM102 52V51H101ZM107 52V51H106ZM105 52V53H106ZM127 52H129V51H127ZM37 52H35V54H36ZM103 53V52H102ZM116 53V52H115ZM129 53H131V52H129ZM137 53V52H136ZM143 53V54H142ZM169 53V54H168ZM253 53V54H252ZM71 54H70V58L72 59L73 58V56L71 57ZM72 54V55H73ZM85 54V53H84ZM83 54V55H84ZM86 54H88V53H86ZM96 54V53H95ZM119 54H121V52L119 53ZM228 54H229V58H228ZM252 54V55H251ZM64 55H65V57H64ZM79 55H80V53H79ZM78 55V56H79ZM80 56L81 58L80 59H82V57H84V56ZM94 55V54H93ZM135 55V54H134ZM146 55V54H145ZM167 55H170V56H167ZM231 55H232V57H231ZM38 56V57H39ZM67 56V57H66ZM88 56V55H87ZM87 56H85V59H88V58H86ZM95 56V55H94ZM110 56H108V57H110ZM154 56V55H153ZM157 56H155V57H157ZM166 58H165V57ZM175 56V57H174ZM227 58H226V57ZM35 57H37L36 55H35ZM89 57V56H88ZM148 58V59H146V60H144L145 58ZM174 57V58H173ZM232 58V60H231V58ZM64 58H65V60H64ZM69 58V59H70ZM100 58H102V56L100 57ZM42 59V60H41ZM53 59H54V61H53ZM74 59H75V57L72 59L73 60V62H74ZM76 59H78V60H80L78 57H76ZM75 59V61H78V60H76ZM97 59V58H96ZM99 59V58H98ZM105 59V58H104ZM227 59H228V61L229 60H231V62L232 63H234V65L232 64H228V63H231L230 61L228 62L227 61ZM234 59V60H233ZM143 60L144 61H147L148 63L150 62L151 63V66H152V63L153 64H155L156 66H154V69L150 66V63H149V65L146 63V62H143ZM153 60V59H152ZM45 61H44V63H45ZM53 61V62H52ZM63 61V62H62ZM71 61V60H70ZM83 61H85L84 60V58H83ZM86 61H88V60H86ZM193 63V64H190L191 62ZM194 61V62H193ZM38 62V61H37ZM73 62L71 63L70 62V64L71 65H73ZM141 62H143V65H142V63ZM200 62V63H199ZM50 63V64H49ZM75 63V62H74ZM88 63V62H87ZM195 63L198 65H195ZM56 64H58L57 66H56ZM66 64V67H67V65L69 64V62L68 63H65ZM78 64H80L81 65V62H79ZM85 64V63H84ZM84 64H82V65H84ZM101 64L103 65L104 64V66H101ZM145 64L146 65H148V66H150L151 67V69H149L150 67H148V66H146L147 67V69H149V70H145V68H144V66H145ZM41 65V64H40ZM75 65V64H74ZM79 65V66H80ZM81 65V66H82ZM196 67H195V66ZM205 65H207L206 67H205ZM70 66V65H69ZM78 65H77V63H76V65H75V69H77V68H79V67H77ZM88 66V65H87ZM92 66H91V68H92ZM162 66V67H161ZM50 67V68H51ZM77 67V68H76ZM225 67H227L226 69H225ZM46 68V67H45ZM68 68V67H67ZM71 68V67H70ZM80 68H82V67H80ZM90 68V67H89ZM171 68V72L169 73L170 75H169V78H168V83H166V82H164V79H163V76H164V71H167L168 69H170ZM223 68H224V70H223ZM235 68L237 69V70H235ZM14 69V68H13ZM12 69V72H14L15 70H13ZM18 69V70H19ZM49 69V68H48ZM83 69V68H82ZM82 69H79V70H81L82 71ZM5 70H7V71H5ZM17 70V69H16ZM17 70V71H18ZM72 70V69H71ZM90 70V69H89ZM91 70V71H92ZM5 71V72H4ZM19 71V72H20ZM75 71V70H74ZM78 71V70H77ZM170 71V70H169ZM16 72V71H15ZM52 72V71H51ZM60 72V71H59ZM66 72V71H65ZM86 72H87V69H86ZM226 72L227 71H225V74L223 73V75L225 76L226 75ZM229 72H231V70L229 71ZM17 74H18V72H16ZM50 73V72H49ZM54 73V72H53ZM84 73H85V71H84ZM228 73V72H227ZM12 75H13V73H11ZM165 74H166V72H165ZM231 75H229V73L227 74V76L229 77L230 76V78H231V76H233L232 74L233 73H230ZM236 74V73H235ZM237 75V74H236ZM78 76V75H77ZM90 76V75H89ZM75 77V76H74ZM95 77V78H96ZM226 78V76L225 77H222L223 79H225V80H227V79H229V78ZM242 77H243V75H242ZM257 77H258V79H257ZM35 78V77H34ZM71 78V77H70ZM76 78V77H75ZM75 78H71V80L74 82V81H76V79ZM87 78H89V77H87ZM234 78V77H233ZM237 78H238V76H237ZM239 78H241V77H239ZM73 79H75V80H73ZM93 79V78H92ZM91 79V80H92ZM222 79V81H225V80H223ZM232 79V78H231ZM230 79V80H231ZM56 80V79H55ZM79 80V79H78ZM90 80V79H89ZM90 80V81H91ZM94 80V79H93ZM92 80V81H93ZM98 80V79H97ZM111 80V79H110ZM245 80H247V79H245ZM244 80V81H245ZM54 81V80H53ZM84 81V80H83ZM102 81H99V83L100 82H102ZM221 81V82H222ZM233 81V80H232ZM81 82V81H80ZM94 82H96V79L94 80ZM94 82H92V83H94ZM248 82V83H249ZM44 83V82H43ZM79 83V82H78ZM91 83V82H90ZM103 83V82H102ZM106 83L104 84V85H106ZM111 83H112V81H111ZM189 83H190V85H189ZM225 83V82H224ZM233 83V82H232ZM246 83V82H245ZM244 83V84H245ZM251 83H252V85H251ZM13 84V85H14ZM18 84H17V86H18ZM48 84V83H47ZM101 84V83H100ZM99 84V85H100ZM149 84V83H148ZM191 84H192V87L194 88V90L192 91L191 90V88L192 87H190L191 86ZM222 84V83H221ZM226 84V83H225ZM16 85V84H15ZM98 85V84H97ZM102 85V84H101ZM152 85V84H151ZM150 85V86H151ZM189 85V86H188ZM195 85H197V87L195 86ZM219 85V86H218ZM222 85H224V84H222ZM227 85V84H226ZM231 85V84H230ZM233 85V84H232ZM248 84H246V86H247ZM2 86V85H1ZM46 86V85H45ZM44 86V88H46L47 86H50V85H47L46 87ZM52 86V85H51ZM96 86V85H95ZM113 86V85H112ZM56 87V86H55ZM101 87V86H100ZM187 87H189L190 88V90H189V88L187 89ZM223 87V86H222ZM249 87H247V90H248V88ZM48 88V87H47ZM46 88V89H47ZM91 88H93V87H91ZM96 89H98V87H95ZM102 88V87H101ZM114 87H111V91H112V93H111V95L113 94V89ZM135 88V87H134ZM133 88V89H134ZM146 88V87H145ZM157 88V89H156ZM50 90H51V88H49ZM48 89V90H49ZM54 89V88H53ZM52 89V90H53ZM117 89V88H116ZM164 89V90H163ZM222 89H224V88H222ZM42 90V89H41ZM93 90V89H92ZM95 90V89H94ZM93 90V91H94ZM102 90V89H101ZM108 89H106V91H107ZM218 90V91H219ZM4 91V90H3ZM43 91H45L44 89H43ZM60 91V90H59ZM110 90L109 91H107V93L108 92H111ZM129 91V90H128ZM149 91V90H148ZM167 91L168 90H166L165 91V94L167 93ZM172 91V90H171ZM175 91V90H174ZM250 91V90H249ZM47 92V91H46ZM56 92H57V90H56ZM55 92V93H56ZM115 92V91H114ZM117 92H118V90H117ZM131 92V91H130ZM256 92V93H255ZM10 93V92H9ZM49 93V92H48ZM139 93V92H138ZM148 93V92H147ZM156 93V92H155ZM168 93H171V92H168ZM47 94V93H46ZM57 94H60V93H57ZM91 94V93H90ZM115 94V93H114ZM119 94V93H118ZM117 94V95H118ZM157 94H159L158 95V97H156L155 96V98H153L154 99V101L158 98V100H156L154 103H153V99H152V105H151V107L149 108L148 107V111H147V113H145L146 114V118H147V120L149 121V122H151V123H154V122H156V124H157V122H158V124H160L159 123V121L161 120L162 121V119H160V117H162L163 116V113L165 112V110L167 109V107H170L171 105H173V101L170 99L171 98V96H172V99H173V95L171 94L170 95V97H169V94H167V97L165 96V94L164 93H161V92H159V93H157ZM164 94V95H163ZM205 94H207L208 95V98H207V96H206V98H205ZM223 94V93H222ZM42 95V94H41ZM51 95V93L49 94V95H46V97L45 98H48L49 96ZM124 95V94H123ZM202 95H203V97H202ZM225 95V94H224ZM15 96V95H14ZM48 96V97H47ZM57 96V95H56ZM94 96V95H93ZM120 96H121V94H120ZM119 96V97H120ZM140 96V95H139ZM143 96V95H142ZM58 97V96H57ZM57 97H55V96H50L48 99H47V101H46V99L44 100V97L42 96V98H43V100L45 101V104H47L48 106H50V108H52L53 107V109H57L56 107H57V103H59V101H57L58 100V98ZM60 97V96H59ZM112 97H114L115 98V95L114 96H112ZM119 97L117 98L116 97V99H118L119 100ZM123 97V96H122ZM135 97V96H134ZM137 97V96H136ZM179 97V98H180ZM248 97V96H247ZM254 97V98H255ZM1 98V97H0ZM129 98V97H128ZM224 98V97H223ZM262 98H263V100H262ZM3 98H1L0 99V110H1V112L3 113V112H5L10 118H9V120L8 121H6V120H4V121H6L7 123H4V122H2V118L0 119V121L2 122H0V160H2V159H4L3 157H5L6 155H9L10 153H12V155H13V153H14V155L17 157V160H15L16 161V163H17V161L19 162V163H17L18 165L19 164H21V165H23V166H25V165H27V163L29 162V160H28V158H27V155H26V152L22 149L21 150V147H18V146H16L15 144H17V141L16 140H18L17 138H19L20 137V134H25V131L27 132L28 131V124L25 122V121H23L25 118V116H26V114H28L27 112H26V110H28V109H26L25 107H26V105H25V107L23 106V104L24 103H22L21 105L24 107V109H26V110H24L23 109V107H21V105H19V104H14V107H13V105H12V107L10 106L11 105V103H10V105L8 104V106H7V104H3L6 100L5 99H7V98H5L3 101H1ZM13 99V98H12ZM11 99V97H10V99L9 100H12ZM26 99V98H25ZM123 99V101H124V98H122ZM206 99V100H205ZM231 99V98H230ZM258 99V98H257ZM41 101H42V99H40ZM61 100V99H60ZM222 100V101H221ZM232 100V99H231ZM235 100V99H234ZM255 100H256V98H255ZM43 101V102H44ZM57 101V105L55 104V102ZM233 101V100H232ZM240 101V100H239ZM1 102H3V103H1ZM8 102H10V101H8ZM8 102H6V103H8ZM41 103V102H39V103H41V104H43L44 106H47V105H45L44 103ZM127 102V101H126ZM12 103H15V102H12ZM26 103V102H25ZM129 103V102H128ZM222 103V104H221ZM238 103V102H237ZM255 103V102H254ZM258 103V102H257ZM264 103V102H263ZM263 103H259L260 104V107H261V104H263ZM117 104V103H116ZM125 104V103H124ZM256 104V103H255ZM258 104V105H259ZM19 105V106H18ZM42 105V106H43ZM60 105V104H59ZM115 105V104H114ZM122 105V104H121ZM129 105V104H128ZM194 105L196 106V107H194ZM236 105V104H235ZM18 106V107H17ZM54 106H56L55 108H54ZM183 106V105H182ZM223 106V107H222ZM242 106V105H241ZM176 107H178V106H176ZM225 107H228V105L227 106H225ZM244 107V106H243ZM252 107H254V105L252 106ZM259 106H258V108H260ZM262 107H264V104H263V106ZM43 108V107H42ZM41 108V109H42ZM174 108V107H173ZM184 108V109H185ZM257 108V106H256V109L257 110H259ZM44 109H45V107H44ZM170 109V108H169ZM169 109L167 110V112L169 111ZM172 109V108H171ZM176 108H174V110H175ZM180 108H178L177 109V111L179 110ZM225 109H227V108H225ZM235 109H236V107H235ZM248 109H249V107H248ZM255 109V108H254ZM261 109V108H260ZM3 110V111H2ZM46 110H48V109H46ZM96 110V109H95ZM228 110V109H227ZM227 110H226V113H227ZM261 110H263V108L261 109ZM104 111V110H103ZM180 111V110H179ZM236 111H238L237 109H236ZM235 111V112H236ZM43 112V111H42ZM47 112V111H46ZM51 112H52V110H51ZM55 112H57V111H55ZM59 112V111H58ZM146 112V111H145ZM239 112V111H238ZM238 112H236L235 114H237ZM257 112V111H256ZM256 112H255V114H256ZM260 112V111H259ZM2 113H0V114H2ZM5 113H3L4 115H5ZM49 113V112H48ZM169 113V112H168ZM170 113H171V111H170ZM263 113H264V111H263ZM262 113V111H261V113H257V114H263ZM39 114V113H38ZM175 114V113H174ZM185 114V113H184ZM240 114V113H239ZM256 114V115H257ZM181 115V114H180ZM221 115H225L223 118H225V120L224 121H226V123L225 122H221ZM261 115H258V117L259 116H261ZM7 116V117H8ZM58 116H60V115H58ZM113 116V115H112ZM184 116V115H183ZM241 116H242V114H241ZM249 116V115H248ZM253 116V115H252ZM264 116V115H263ZM3 117V116H2ZM5 117H6V115H5ZM4 117V118H5ZM27 117L28 116H26V119H27ZM62 117V116H61ZM64 117V116H63ZM111 117V116H110ZM164 117H166V116H164ZM178 116H176V118H177ZM220 117V118H219ZM229 117V116H228ZM254 117V116H253ZM257 117V116H256ZM262 117V116H261ZM11 118H14V120H15V118L17 119V122H15L13 119H11ZM24 118V119H23ZM229 118H231V117H229ZM228 118V119H229ZM248 118V117H247ZM13 120V121H11V120ZM25 119V120H26ZM69 119V118H68ZM159 121H158V120ZM193 119V118H192ZM204 119H209L208 121H205ZM235 119V118H234ZM240 119V118H239ZM238 119V121H239V123H238V125L243 129V127L245 128V125H246V118H244V120L245 121H243V118H242V120H239ZM252 119H254V118H252ZM251 119V120H252ZM260 119V118H259ZM29 120V119H28ZM42 119H39V122H37V127H34L36 130H37V133L39 134L40 132L42 133H40V135L43 137H41V139L39 138L40 137V135H39V140L38 141H36V143H35V151H37V153H40L39 155L41 156V154L43 153V152H45V151H48L49 152V150H50V145H52L51 143H54V142H52V139L50 138V134H51V132H50V129H51V127H53L54 126V123H56V121L54 122V120L53 121H51V123L50 122H48V120H42ZM172 120V119H171ZM176 120V119H175ZM255 120V119H254ZM27 121V120H26ZM160 121V122H161ZM248 121V120H247ZM250 121V120H249ZM87 122V121H86ZM121 122V121H120ZM168 122H169V120H168ZM245 122V125L243 124ZM251 122V121H250ZM249 122V123H250ZM27 125H26V124ZM35 123V122H34ZM151 123H150V125H151ZM51 124V125H50ZM60 124V123H59ZM107 124V123H106ZM110 124V123H109ZM118 124V123H117ZM135 124V123H134ZM156 124H154V125H156ZM158 124L156 125V126H158ZM213 124V125H212ZM256 124V123H255ZM34 125V124H33ZM53 125V126H52ZM88 125V124H87ZM102 125V124H101ZM111 125V124H110ZM162 125V124H161ZM226 125H228V127H230V129H228V127H226ZM232 125V124H231ZM236 125V124H235ZM238 125H236L237 126V129L235 130V128H234V130L236 131V132H238L239 131V126ZM26 126H27V128H26ZM36 126V125H35ZM114 126V125H113ZM160 126V125H159ZM247 126V125H246ZM263 126V125H262ZM261 126V127H262ZM33 127V126H32ZM101 127V126H100ZM200 127H198L199 129H201ZM212 127V128H211ZM30 128V127H29ZM54 128H56L55 126H54ZM54 128H52V129H54ZM149 128H152V127H149ZM159 128V127H158ZM168 128V127H167ZM208 128L210 129V131L208 130ZM225 128H227L228 130H225ZM240 128V129H241ZM262 128H264V127H262ZM262 128H260V129H262ZM52 129H51V131H52ZM66 129V130H65ZM64 130H65V132L67 133H69V131H67L68 130V127L66 126V128H65ZM77 129V128H76ZM87 129V128H86ZM85 129V126L84 127H80V129H78V132H76V135L75 136H77V137H75V138H77L76 140H77V142H78V144H77V149L75 150L76 152H74L73 154H74V156H75V154H77V156H81L80 158L82 159L83 158V161L81 160L80 162H84L85 163V160L84 159H90V160H92L91 159V156L93 157V155H95V154H93V149H92V147H93V142L94 143H96L95 141H93L92 142V140L90 139V135L88 134V132H89V130L87 131ZM153 129V128H152ZM246 129V128H245ZM259 129V130H260ZM30 130V129H29ZM63 130V131H64ZM110 130V129H109ZM145 130H146V128H145ZM218 130V131H217ZM233 129L231 130L234 134H232V135H235L236 136V134L238 135V133H235V131H234ZM264 130V129H263ZM56 131V130H55ZM111 131V130H110ZM141 131H143L144 132V130L142 129ZM140 131V132H141ZM148 130H146L145 131V133H142L141 132V136H139V134H138V138H140V139H138L137 138V140L139 141H137L136 139H135V144H138V145H140V146H145V142H147L148 140H149V136H148V132H147ZM202 131V130H201ZM202 131V132H203ZM209 131V132H208ZM215 131H217V132H215ZM224 131H225V133H226V131H227V133L225 134L224 133ZM33 132H35L36 133V131H34L33 130ZM74 132V131H73ZM72 132V133H73ZM121 132V131H120ZM147 132V133H146ZM149 132H150V134H151V132H153V131H151V129L149 130ZM155 133H156V135H157V131L155 130L154 131ZM153 132V133H154ZM163 132V131H162ZM166 132V131H165ZM194 132V131H193ZM91 133V132H90ZM98 133H99V131H98ZM153 133L151 134V135H153ZM32 134H34V133H32ZM37 134V135H38ZM55 135H56V133H54ZM92 134V133H91ZM96 134V133H95ZM100 134V133H99ZM106 134V133H105ZM117 134V133H116ZM145 134H147V135H145ZM149 134V135H150ZM223 136H221V135ZM259 134H261V136H262V134L263 133H261V131H260V133H258V137H256V138H254L255 136H253L252 135V138L251 137H247V138H245V140L247 139V141L248 142H244V140L242 141L243 142V147L242 146H240L241 148H239L238 147V144H237V146L236 147H238L239 149H241L242 151L244 150V153L242 152V154H244L245 156L244 157H246V159H247V162H249L250 160H251V162H253L254 161V159H255V157H256V155L258 156L259 154H261V153H258V152H260L258 149L260 148L259 147V144L260 143H263V144H261L260 146H261V149L263 150V146L262 145H264V142H260L261 140H262V138H261V140H260V137L261 136H259ZM27 135V134H26ZM54 135V136H55ZM64 135H66V134H64ZM155 135V134H154ZM155 135V137L153 138V137H151V139L152 140H157L158 139V137ZM159 135H161V133L159 132ZM207 135V134H206ZM227 137H226V136ZM242 135V134H241ZM240 135V136H241ZM244 135V134H243ZM33 136V135H32ZM31 136V137H32ZM35 136V135H34ZM53 136V137H54ZM70 136V135H69ZM98 136V135H97ZM106 136V135H105ZM119 136V135H118ZM146 136H148L149 138H144V137ZM162 136L163 135H161V137L160 138H162ZM194 136V135H193ZM215 136V137H214ZM225 136V137H224ZM235 136H233L234 137V140H236V137ZM245 136V135H244ZM263 136H264V134H263ZM74 137V136H73ZM184 137V136H183ZM192 137V136H191ZM207 137H210V136H208L207 135ZM239 137V136H238ZM58 138V137H57ZM68 138V137H67ZM66 138V139H67ZM159 138V139H160ZM168 138V137H167ZM248 138H250V139H252L251 141H249L250 139H248ZM36 139V138H35ZM99 139V138H98ZM121 139V138H120ZM158 139V140H159ZM187 139V138H186ZM208 139V138H207ZM225 139H224V141H225ZM243 139H244V137H243ZM147 140V141H146ZM163 140V139H162ZM212 138H210V140L209 141H211L212 142ZM238 140V139H237ZM73 141V140H72ZM96 141H97V139H96ZM150 141V140H149ZM148 141V142H149ZM160 141H161V139H160ZM165 141V140H164ZM164 141H163V144H165L164 143ZM188 141V140H187ZM208 141V140H207ZM206 141V142H207ZM219 141V142H220ZM228 141V140H227ZM231 141V140H230ZM229 141V142H230ZM239 141L241 142V139L239 138ZM239 141H237V142H239ZM147 142V143H148ZM153 142V141H152ZM189 142V141H188ZM187 142V143H188ZM191 142V141H190ZM194 142V141H193ZM210 142V143H211ZM241 142V143H242ZM103 143V142H102ZM113 143V142H112ZM156 143H157V141H156ZM155 143V144H156ZM159 143H161V142H159ZM159 143H158V145H159ZM167 143V142H166ZM214 143H213V146H214ZM221 143V142H220ZM226 143V142H225ZM97 144V143H96ZM95 144V145H96ZM221 144H223V143H221ZM230 144V143H229ZM64 145V144H63ZM190 145V144H189ZM205 146H208L209 147V143H208V145H206V144H204ZM219 145V144H218ZM218 145L216 146V147H218ZM53 146H54V144H53ZM57 146V145H56ZM70 147H71V145H69ZM136 146V145H135ZM147 146V145H146ZM145 146V147H146ZM212 146V147H213ZM214 146V147H215ZM220 146V145H219ZM224 146V145H223ZM222 146V147H223ZM70 147H68V148H70ZM154 147V146H153ZM158 147V146H157ZM203 147V146H202ZM207 147V148H208ZM211 147V146H210ZM209 147V149H212V150H214V149H217V148H210ZM259 147V148H258ZM49 148V149H48ZM52 148V147H51ZM104 148V147H103ZM120 148V147H119ZM152 148V147H151ZM221 148V147H220ZM231 148V147H230ZM48 149V150H47ZM61 149V148H60ZM63 149V148H62ZM118 149V148H117ZM126 149V148H125ZM208 149V151H210ZM236 149V148H235ZM142 150H143V148H142ZM161 150V149H160ZM205 150V149H204ZM203 150V151H204ZM207 150V149H206ZM225 150H226V148H225ZM261 150V152H262V154L261 155H263V151ZM67 151V150H66ZM120 151H122V149L120 150ZM152 151V150H151ZM150 151V152H151ZM234 151V150H233ZM258 151V152H257ZM68 152V151H67ZM70 152V151H69ZM73 152V151H72ZM102 152V151H101ZM117 152V151H116ZM149 152V151H148ZM205 152V151H204ZM36 153V154H37ZM115 153V152H114ZM161 153V152H160ZM206 153V152H205ZM216 153V152H215ZM223 153V152H222ZM72 154V155H73ZM93 154V155H92ZM162 154V153H161ZM204 154V153H203ZM208 154V153H207ZM211 154V153H210ZM213 154H214V152H213ZM241 154V155H242ZM11 155V154H10ZM206 155V154H205ZM217 155V154H216ZM222 155V154H221ZM44 156V155H43ZM96 156V155H95ZM99 156V155H98ZM164 156V155H163ZM188 156V155H187ZM238 156H239V153H238ZM60 157V156H59ZM72 157V156H71ZM78 157V158H79ZM124 157V156H123ZM259 157V156H258ZM8 158V157H7ZM36 158V157H35ZM75 158V157H74ZM78 158H75V159H78ZM189 158H191V157H189ZM194 158V157H193ZM192 158V159H193ZM204 158H205V156H204ZM232 158V157H231ZM254 158V159H253ZM257 158V157H256ZM97 159V158H96ZM99 159V158H98ZM226 159V158H225ZM228 159V158H227ZM245 159V160H246ZM264 159V158H263ZM5 160H6V158H5ZM4 160V161H5ZM11 160V159H10ZM9 160V161H10ZM42 160H44V159H42ZM64 160V159H63ZM80 160V159H79ZM79 160H77V161H79ZM95 160V159H94ZM93 160V161H94ZM100 160V159H99ZM240 160H241V158H240ZM249 160V161H248ZM253 160V161H252ZM259 160V159H258ZM6 161H8V160H6ZM5 161V162H6ZM39 161V160H38ZM41 161V160H40ZM76 161V162H77ZM190 161H191V159H190ZM260 161V160H259ZM2 162V161H1ZM34 162V161H33ZM65 162V161H64ZM89 162V161H88ZM91 162V161H90ZM194 161H192V163H193ZM227 162V161H226ZM229 162H230V160H229ZM231 162H232V160H231ZM234 162V161H233ZM255 162H257V160L255 159ZM255 162L253 163V165L255 166V169H254V171L257 169L258 170V168H260V166L258 165V162L255 164ZM3 163V162H2ZM55 163V162H54ZM53 163V164H54ZM67 163V162H66ZM73 163H75V162H73ZM95 163H96V161H95ZM100 163V162H99ZM105 163V162H104ZM187 163H188V161H187ZM196 163H198V161L196 162ZM239 163V162H238ZM36 164V163H35ZM39 164V163H38ZM44 164V163H43ZM48 164V163H47ZM44 165V166H46V167H48L49 169H47L46 171H44V170H42L41 172H40V170H41V167L40 166H42V164H39L38 166H39V168H40V170H38L39 168H35V169H37L38 171H35L34 172V170L35 169H33V170H31V172H29L30 173V175L28 174V172H27V166H25V169H27L25 172H27V176L29 175V183L28 184H26L25 182L23 183V181H22V183H21V185H19V186H17V187H12V188H8V190L7 191H5L4 192V189H3V193L4 194H7V197L9 196L10 198H12V200H13V202H14V206H18L17 208L18 209H20V214H19V216H18V219H20V220H18L17 219V221H20L19 223L17 222V225L19 224V226H17V228L18 229H20L21 228V230L23 231H25V232H27L26 230H28V232H30L29 230H32L31 231V233L32 234H34V232H36V228H38V226L37 225H34V226H36L35 227V229H34V226L32 225V219H33V221H35V219L36 218H34V217H37L38 218V220H39V230H37V233H39L40 235L42 234V238H43V236H48V237H50L49 235H55V236H57V234H59V233H62L63 232V230H65L66 231V228L67 227H69L70 225L72 226V224L71 223H73L72 222V220L73 219H76V216H79V215H77L78 214V212L77 211H81V210H83V209H79V207L85 202V201H87L86 200V198H87V196H89L90 194H92V195H90V196H93V195H95V188H98V190L100 191V193L102 194L100 197V201L101 202H103L104 203V201H103V196L104 195H106L111 189H112V187H113V185H114V179H115V175L117 174H114L115 172H111L110 170L108 171V170H106V171H101V172H99L100 174L97 176V177H95V175H97L98 173L96 172H94V171H92V172H88L89 174H87L86 172H84V169L83 168H81L83 165H81V170L83 169V171H81L80 169L78 170L77 169V172L76 171H72V172H70V171H67L66 173L64 172V173H62V170H60V169H57V168H55V169H57V171L56 170H54L53 169V171H52V165L51 166H49V165ZM57 164V163H56ZM55 164V165H56ZM71 164V163H70ZM91 164V163H90ZM103 164V163H102ZM190 164V163H189ZM233 164V163H232ZM242 164V163H241ZM240 164V165H241ZM249 164V163H248ZM251 164V163H250ZM14 165V164H13ZM78 165V164H77ZM88 165V164H87ZM94 165V164H93ZM99 165V164H98ZM193 166L195 165V164H192ZM197 165V164H196ZM202 165V164H201ZM234 165V164H233ZM246 165V164H245ZM264 165V164H263ZM3 166V165H2ZM54 166V165H53ZM57 166V165H56ZM101 166H103V165H101ZM247 166V165H246ZM253 166V167H254ZM55 167V166H54ZM79 167V166H78ZM93 167V166H92ZM92 167H91V169H92ZM97 167V166H96ZM107 167V166H106ZM105 167V168H106ZM192 167V166H191ZM196 167V166H195ZM11 168V167H10ZM20 165H19V170H20ZM23 168L24 167H22V170H23ZM33 168V167H32ZM42 168H44L43 166H42ZM74 168V167H73ZM75 168H76V166H75ZM85 168V167H84ZM93 168H95V166L93 167ZM98 168V167H97ZM104 168V167H103ZM120 168V167H119ZM238 168V167H237ZM261 168H263V167H261ZM30 169V168H29ZM89 169V168H88ZM109 169H110V167H109ZM191 169V168H190ZM197 169V168H196ZM264 169V168H263ZM262 169V170H263ZM49 170H51L50 172H49ZM66 170H68V169H66ZM70 170H72V169H70ZM76 170V169H75ZM122 170V169H121ZM237 170V169H236ZM235 170V171H236ZM239 170V169H238ZM261 170V169H260ZM21 171V170H20ZM54 171H55V173L56 172H58V174H57V176L59 177V175H61L62 176V178H63V176H64V178H65V182H67V183H65L64 181H61L60 183H64L65 185H66V187H68V188H65V189H63V188H61V186H63V185H59V187L61 188V190L58 188V184H57V187H54V186H52L53 185V183L54 182H52L53 180V177H55V173H54ZM61 171V172H60ZM91 171V170H90ZM251 171V170H250ZM252 172V171H251ZM22 173V172H21ZM118 173H120V172H118ZM236 173H239V174H237V175H240V176H234V175H236L235 174V172L233 173L234 175L233 176H231V178L233 177H235L234 179H237L238 177H241L242 175H241V172H236ZM259 173V172H258ZM257 173V174H258ZM263 173V172H262ZM95 174V175H94ZM230 174H232V173H229V175ZM251 174H254V173H251ZM19 175V174H18ZM118 175V174H117ZM120 176H121V174H119ZM119 175L118 176H116V177H119ZM123 175V174H122ZM248 175V174H247ZM255 175V174H254ZM56 176V177H57ZM250 176V175H249ZM248 176V177H249ZM56 177L54 178V180H56V183H58L57 182V180L59 181V179H61V178H58V179H56ZM124 177V176H123ZM218 177V176H217ZM262 177V176H261ZM52 178V179H51ZM64 178H63V180H64ZM182 178V177H181ZM264 178V177H263ZM119 179V178H118ZM122 179V178H121ZM216 179V178H215ZM214 179V180H215ZM222 179V178H221ZM230 179V178H229ZM239 179V178H238ZM258 179V178H257ZM52 180V181H51ZM115 181H116V179H115ZM132 181V180H131ZM230 181H232V180H230ZM242 181V180H241ZM240 181V182H241ZM250 181V182H249ZM248 181V179L247 180H244L242 183H240L239 181V183H240V187L238 188V189H235L236 191H239V193L241 192V191H250L251 189H252V186H254V185H252V181L251 180H249ZM120 182V181H119ZM123 182V181H122ZM125 182H127V181H125ZM237 182V181H236ZM128 183V182H127ZM134 183V182H133ZM119 184L120 183H118V186H119ZM121 184H123V183H121ZM132 184V183H131ZM130 184V185H131ZM257 184V183H256ZM25 185H35V186H37L38 187V189H39V191H38V199H37V206L35 205V206H23L22 205V203H21V200H22V195H23V188H24V186ZM116 185H117V183H116ZM115 185V186H116ZM214 185V184H213ZM99 186V187H98ZM118 186H117V189H118ZM128 186V185H127ZM237 186V185H236ZM256 186V185H255ZM123 187H125V186H123ZM129 187V186H128ZM127 187V188H128ZM132 187V186H131ZM238 187V186H237ZM211 188H212V186H211ZM215 188V187H214ZM228 188H230V190L232 189V186H230V187H228ZM236 188V187H235ZM63 189V190H62ZM67 189V190H66ZM115 189V188H114ZM123 189V188H122ZM130 189V188H129ZM128 189V190H129ZM159 189V188H158ZM209 189V188H208ZM165 190V189H164ZM163 190V191H164ZM254 190H255V188H254ZM115 191V190H114ZM118 192H119V189L117 190ZM131 191V190H130ZM167 191V193H166V196H164L163 194H164V192H162L163 194H162V198H160V199H162V200H160V204L162 205V203H163V206H161L160 205V207L162 208L163 207V209L161 210V208H160V212L158 211L157 212V214L156 215H152L153 217H154V219H151V216H149L150 217V219H151V221L149 222V224H147L148 226H147V228H144L143 227V229H145V230H143V232L141 233V234H139V236H137V239H136V241H135V245H134V248H133V253H132V255H133V258H132V260L133 261H135L136 259H138V262H139V260L141 259V258H144L143 256L145 255H143L142 254V256H141V258H140V255H141V252H142V250L144 249V251H143V253L144 252H146L145 250L147 249V251L149 250V248L150 247H157V246H159V248L158 249H161L160 248V246H164V245H166V247H164V249H170V250H172L171 248L174 246L175 248L176 247H178V246H175V245H177V243H179L178 241H180V243H181V241H183L184 239H185V237L187 236H189V235H187L188 234V232L189 233H191L189 230H191L190 228L192 227L191 226V224H192V218H194L195 216H196V214H194L195 212H194V210L195 209H193V204L195 205L196 204V202L194 203V199L196 198H194L193 199V197H192V195H191V197L188 195L187 196V194L185 195V196H183V197H179V198H174V199H172V197H173V195H171V194H169L168 193V190H166ZM234 191V190H233ZM257 191L259 192H264V184L263 183H260V184H258V186H257ZM1 192V191H0ZM111 192V191H110ZM154 192V191H153ZM231 192V191H230ZM97 193V192H96ZM100 193H98L99 195H100ZM121 193V192H120ZM122 193H124V192H122ZM148 193V192H147ZM160 193V192H159ZM157 194H158V192H157ZM167 194L168 195H171V197H167ZM97 195V194H96ZM117 195H119V194H117ZM121 195V194H120ZM243 195V194H242ZM134 196H136V195H134ZM133 196V197H134ZM147 196V195H146ZM159 196H160V194H159ZM68 197H69V199H68ZM149 197V196H148ZM90 198V197H89ZM89 198H87L88 199V201H89ZM93 198V197H92ZM97 198V197H96ZM106 198V197H105ZM104 198V199H105ZM135 198V197H134ZM157 198H158V195H157ZM157 198H155V201H156V199ZM91 199V198H90ZM120 198H118V200H119ZM150 199V198H149ZM92 200H95V199H92ZM96 201V200H95ZM100 201H98V202H100ZM100 202V206H102V203ZM93 203H94V201H93ZM16 204V205H15ZM89 204H91V201H90V203ZM105 204V203H104ZM149 204H151V203H149ZM153 204H155L154 202H153ZM84 205V204H83ZM82 205V206H83ZM93 205H95V204H93ZM156 205V204H155ZM159 205V204H158ZM157 205V206H158ZM198 205V204H197ZM81 206V207H82ZM85 207H86V205H84ZM98 206V205H97ZM99 206V207H100ZM104 206V205H103ZM102 206V207H103ZM5 207V206H4ZM95 207V206H94ZM93 206L91 207V208H94ZM154 207V206H153ZM152 208V207H151ZM13 209H14V207L12 208H10V210L11 211H13ZM158 209H159V207H158ZM6 210V209H5ZM84 210H85V208H84ZM148 210V209H147ZM146 210V211H147ZM155 210H156V208H155ZM8 211V210H7ZM85 211H87V210H85ZM84 211V212H85ZM145 211V212H146ZM252 211V210H251ZM83 212V211H82ZM154 212V211H153ZM13 213V212H12ZM148 213V212H147ZM197 213V212H196ZM6 214V213H5ZM11 214V213H10ZM81 214H83V213H81ZM145 214V213H144ZM149 214H150V212H149ZM148 214V215H149ZM153 214V213H152ZM192 215H195V216H192ZM12 216V215H11ZM81 216V215H80ZM145 216V215H144ZM156 216V217H155ZM13 217V219L14 218H16L15 216H12ZM12 217H11V219H10V221H9V223H10V225H13V223L14 222H16L15 221V219H14V221L12 220ZM145 218V217H144ZM142 219H143V217H142ZM195 219V218H194ZM12 220V221H11ZM37 220V219H36ZM219 220V219H218ZM142 221V220H141ZM148 221V220H147ZM36 222V221H35ZM76 222V221H75ZM37 222L35 223V224H38ZM70 223V225L69 226H67L66 227V225H68ZM143 223H144V221H143ZM15 224V223H14ZM208 224V223H207ZM15 226H16V224H15ZM32 226H33V228H32ZM20 227V228H19ZM66 227V228H65ZM146 227V226H145ZM65 228V229H64ZM75 228V227H74ZM140 228V227H139ZM142 228V227H141ZM69 229V228H68ZM33 230H35L34 232H33ZM22 231H19V233H21ZM23 231V232H24ZM140 231V230H139ZM36 233V234H37ZM139 233V232H138ZM29 234V233H28ZM28 234H25V235H28ZM35 234V235H36ZM38 234V235H39ZM62 234H64V232L62 233ZM23 235V234H22ZM30 235V234H29ZM39 235V236H40ZM65 235H66V233H65ZM69 235V234H68ZM67 235V236H68ZM28 237V236H27ZM36 237V236H35ZM38 237V236H37ZM41 237V236H40ZM47 237V238H48ZM63 237H65V236H63ZM22 238H24V237H22ZM21 238V239H22ZM44 238H46V237H44ZM14 239V238H13ZM12 239V240H13ZM65 239V238H64ZM17 240V239H16ZM15 240V241H16ZM25 240V239H24ZM187 240V239H186ZM186 240H184L183 242H185ZM177 241V242H176ZM221 241V240H220ZM231 241V240H230ZM2 242V241H1ZM11 242V241H10ZM241 243V242H240ZM4 244V243H3ZM8 244H9V242H8ZM15 244V243H14ZM19 244V243H18ZM25 244V243H24ZM27 244V243H26ZM221 244V243H220ZM250 244V243H249ZM10 245V244H9ZM8 245V246H9ZM13 245V244H12ZM181 245H183V244H181ZM180 245V246H181ZM231 245V244H230ZM235 245H236V248H238L239 247V242H237V243H235ZM241 245V244H240ZM252 245V244H251ZM167 246L169 247V248H167ZM179 246V247H180ZM15 247V246H14ZM155 247V248H156ZM173 247V249L175 250V248ZM178 247V248H179ZM249 247V246H248ZM8 248V247H7ZM10 248H12V247H9V249ZM16 248V247H15ZM18 248V247H17ZM181 248V247H180ZM225 248V247H224ZM240 248V247H239ZM238 248V249H239ZM151 249V248H150ZM163 249V250H164ZM184 248H182V250H183ZM235 249V248H234ZM5 250V249H4ZM154 250V249H153ZM176 250H178L177 248H176ZM249 250V249H248ZM151 251V250H150ZM159 251V250H158ZM236 251H238L237 249H236ZM260 251V247H258V246H251V249H250V252H248L247 254L245 253V254H243L244 255V264H259L258 263V259L259 258H255V253H257V252H259ZM149 252V251H148ZM147 252V253H148ZM166 252V251H165ZM225 252H227V251H225ZM233 253V252H232ZM231 253V254H232ZM227 255V254H226ZM221 256V255H220ZM25 257V256H24ZM149 257V256H148ZM147 257V258H148ZM230 257V256H229ZM19 259H20V257H19ZM151 260V259H150ZM233 260V259H232ZM137 261V260H136ZM147 261V260H146ZM169 262V261H168ZM229 262V261H228ZM238 262V261H237ZM134 263V262H133ZM144 263V262H143ZM261 263V262H260ZM136 264H139V263H136Z\"/></svg>",
	"mask_w": 264,
	"mask_h": 264
},
{
	"label": "water",
	"instance_id": "water-1",
	"mask_svg": "<svg viewBox=\"0 0 264 264\" xmlns=\"http://www.w3.org/2000/svg\"><path fill=\"white\" fill-rule=\"evenodd\" d=\"M38 187L35 185H25L23 188L22 203L25 206H35L38 199Z\"/></svg>",
	"mask_w": 264,
	"mask_h": 264
},
{
	"label": "built area",
	"instance_id": "built-area-1",
	"mask_svg": "<svg viewBox=\"0 0 264 264\" xmlns=\"http://www.w3.org/2000/svg\"><path fill=\"white\" fill-rule=\"evenodd\" d=\"M13 214H17V211L16 210H13Z\"/></svg>",
	"mask_w": 264,
	"mask_h": 264
}]
</instances>
